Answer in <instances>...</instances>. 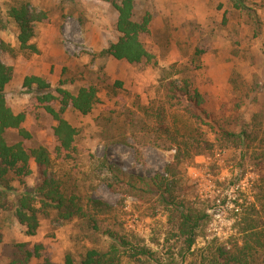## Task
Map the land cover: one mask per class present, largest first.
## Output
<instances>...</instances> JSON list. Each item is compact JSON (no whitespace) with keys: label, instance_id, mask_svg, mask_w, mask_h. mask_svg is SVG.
<instances>
[{"label":"rangeland","instance_id":"rangeland-1","mask_svg":"<svg viewBox=\"0 0 264 264\" xmlns=\"http://www.w3.org/2000/svg\"><path fill=\"white\" fill-rule=\"evenodd\" d=\"M132 1L135 19L150 16L148 32L141 37L153 56L149 64L101 55L118 37L116 11L106 1L0 0V60L13 69L4 100L14 114H25L21 128L29 135L9 134L7 141H20L25 149L41 146L51 155L57 146L56 123L44 110L32 108L33 92L22 86L25 76L43 78L52 90L60 82L70 91L94 86L98 102L90 114L82 116L71 108L63 114L77 135L69 156L55 168L65 179L76 180L80 194L114 207L110 214L94 216V231L79 219L65 221L51 213L40 218L34 236L25 235L12 214L0 211V264L7 263L8 249L17 242L41 243L56 264L66 253L79 259L90 247L105 249L108 241L102 232L108 229L129 243L124 264H131V246L149 248V264L156 258L164 264H203L207 245L239 240L242 218L250 213L255 220L250 211L257 205L253 165L242 149L223 143L206 126L201 130L213 149L180 165L193 189H187V200L206 215L189 251L171 235L156 195L113 192L92 173L90 156L105 159L114 173L125 177L148 182L162 174L174 154L163 126L173 131L174 118H182L179 106L165 100L163 84L169 79L186 81L209 108L229 118L238 101L243 120L258 113L264 127V0ZM21 4L46 13V19L34 26L31 43L36 51L28 54L17 50V29L7 13ZM32 170V175L12 182L16 194L36 183L34 165Z\"/></svg>","mask_w":264,"mask_h":264},{"label":"trees","instance_id":"trees-1","mask_svg":"<svg viewBox=\"0 0 264 264\" xmlns=\"http://www.w3.org/2000/svg\"><path fill=\"white\" fill-rule=\"evenodd\" d=\"M103 1L110 3L116 11L114 28L118 37L101 51V55L134 65L149 64L153 56L144 48L141 37L148 32L150 16L145 14L139 20L135 19L132 0ZM7 13L17 29V50L22 54L35 52L36 48L31 43L34 26L46 19V13L36 11L28 4L11 7ZM12 76V67L0 60V211L12 214L27 236L36 235L40 218L51 213H55L57 219L65 221L79 219L90 231L96 230L94 216L110 214L114 207L102 200L80 194L76 180L65 179V175L60 174L55 166L58 161L60 163L69 156L77 135L75 128L63 118V114L68 108L82 116L90 114L98 102L97 89L89 85L70 91L61 87L63 82H60L52 90L41 77H24L22 86L33 92L32 108L44 110L56 123L53 135L57 146L51 155L41 146L25 149L20 141H7L9 134H17L21 138L29 137L21 128L25 114H14L5 104L3 91ZM117 85L120 86V83ZM163 93L168 103L179 106L182 118H174L173 131L163 126V133L168 134L174 143L170 146L174 154L170 162L164 165L162 174H155L148 182L142 177H125L114 173L105 159L90 156L92 173L113 192L125 191L124 193L135 196L137 192L156 195L166 212L171 235L180 239L185 251H189L199 236L206 215L187 200V189H193L181 174L180 165L183 161L202 156L213 149V143L204 138L201 130L202 126L208 127L223 143L242 149L245 157L250 160L258 176L255 184L257 205L250 210L254 212L252 214H255V220L250 213L242 218L239 224V240L207 245L202 263L264 264V127L258 120L259 114H253L249 121L243 120L237 110L240 103L236 101L231 118L226 117L223 113L209 108L200 93L191 92L186 81L178 83L172 79L167 80L163 84ZM32 165L36 171V183L30 190L16 194L12 182L32 175ZM11 195L14 196L11 198ZM102 234L108 241L105 249L98 247L99 245L90 247L79 259L66 253L61 264H124V250L129 243L109 229ZM2 239L0 230V243ZM131 248L133 253L127 254L131 264H149V259L153 256L149 248ZM7 255L6 264H56L46 248L38 242L13 243ZM138 255L145 257L144 260L137 258ZM154 261L155 264H164L157 258ZM188 264L197 263L190 261Z\"/></svg>","mask_w":264,"mask_h":264}]
</instances>
